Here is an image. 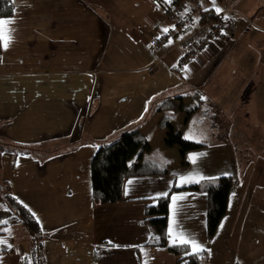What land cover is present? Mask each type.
<instances>
[{"label": "crops", "instance_id": "crops-1", "mask_svg": "<svg viewBox=\"0 0 264 264\" xmlns=\"http://www.w3.org/2000/svg\"><path fill=\"white\" fill-rule=\"evenodd\" d=\"M236 2L228 14L235 33L209 41L184 63L186 33L175 30L167 0H16L11 41L0 55V240L6 241L0 264H24L38 243L45 264H176L166 247L146 246L160 238L145 210L171 192L170 245L180 244V236L194 241L208 252L206 264H264L263 159L253 157V175L239 190L233 184L212 240L207 194L172 191L223 176L233 180L231 173L218 177L214 165L228 151L227 139L264 135V0ZM199 7L221 14L228 1L199 0ZM196 19L193 28L202 22ZM170 34L167 48L160 47ZM169 100L195 110L159 112ZM166 115L173 130L160 128ZM138 129L150 146L144 158L168 174L126 178L123 202L93 204L98 148ZM175 133L204 147L182 156L171 140ZM153 154L172 163L164 166ZM204 165L210 175L181 182ZM14 203L34 216L39 238ZM225 224L228 235L218 244ZM224 244L233 246L232 262L217 259Z\"/></svg>", "mask_w": 264, "mask_h": 264}, {"label": "trees", "instance_id": "trees-1", "mask_svg": "<svg viewBox=\"0 0 264 264\" xmlns=\"http://www.w3.org/2000/svg\"><path fill=\"white\" fill-rule=\"evenodd\" d=\"M172 8L170 6L168 10L170 11ZM14 11L12 0H0V18H11ZM216 15H213L212 18L216 19ZM1 54L2 44H0ZM174 106V103L169 100V102H164L158 111L179 108L189 115L195 110L186 106ZM160 128L173 130L169 116L166 115L162 118ZM171 140L175 146L180 148L182 156L204 147V145L186 140L181 133L173 134ZM149 151L150 146L139 129L122 134L113 143L100 146L91 163L93 204L112 205L123 202V184L126 178L167 175L168 169L166 167L160 166L150 158H144L143 155ZM135 155H138V163L130 165L129 163ZM233 184L232 177L223 176L185 188H174L172 191H200L207 194L206 231L208 239L212 240L227 213ZM171 196L172 192L159 198L156 205L146 208L148 223L160 238L158 243H147L146 246L166 247L176 258V264H206L209 260V254L206 250L193 253L188 245H170L168 243ZM13 208L32 235L39 238L40 227L34 216L17 203L13 204ZM43 256V247L38 243L32 252L31 261L27 259L25 263L45 264Z\"/></svg>", "mask_w": 264, "mask_h": 264}, {"label": "built area", "instance_id": "built-area-1", "mask_svg": "<svg viewBox=\"0 0 264 264\" xmlns=\"http://www.w3.org/2000/svg\"><path fill=\"white\" fill-rule=\"evenodd\" d=\"M227 1V10L224 13L217 14L215 19L212 18L213 15L201 12L199 0H170L171 6L173 7L170 20L175 25V30L186 33V37L180 44L186 52L182 62H188L193 54L199 53L209 45V41L217 38H229L235 33L234 23L228 18V14L234 12L237 2L236 0ZM198 16L202 19V22L199 26L193 28L196 23L195 19ZM171 38L172 35L170 34L162 39L160 41V47L167 48Z\"/></svg>", "mask_w": 264, "mask_h": 264}, {"label": "rangeland", "instance_id": "rangeland-1", "mask_svg": "<svg viewBox=\"0 0 264 264\" xmlns=\"http://www.w3.org/2000/svg\"><path fill=\"white\" fill-rule=\"evenodd\" d=\"M197 20V19H195ZM248 108V107H247ZM177 112V111H175ZM246 113V112H243ZM251 122V121H250ZM262 122L264 123V120H262ZM251 138L256 141L258 140L257 143L252 144L251 143ZM226 140V139H225ZM228 142V148H227V152L225 154H222V162L220 163H216L214 165L218 166V177H222L223 174H227L230 175V173L233 176V182H234V190L233 192H235L236 190L240 189V184L243 186V183H246L244 181H246L247 178H250L253 175V169H252V163H254V161L258 160L259 158L264 160V135H256L253 137H248V139L245 137H233L230 139H227ZM153 154V157H155L162 165H166L168 167V165H170L172 163V159H165L163 158V156H159ZM208 157L207 156H203L204 159H206ZM217 156L214 155L212 156V158H216ZM258 158L255 159L254 158ZM138 160V155H135L131 161H130V165H132L135 161ZM208 164H209V160L207 159ZM204 171H207L206 174L210 175L209 169H207L206 165H204L203 167H197L195 169H193V171L189 174L186 175V177H190L191 181H193V178H197L199 173H204ZM205 174V175H206ZM211 175H215V171L211 172ZM231 176V175H230ZM186 184V183H185ZM235 201H232L230 206H231V210H233L235 208ZM225 227H227V224H225L224 227H222L219 231V237H217L216 241L218 244L221 243V240L225 237V235H228L227 230L225 229ZM173 237H171L172 239ZM219 238V239H218ZM218 240V241H217ZM171 242V241H169ZM216 243V244H217ZM189 246V245H188ZM220 246H216L215 248L218 249ZM222 251H217L216 250V254H217V259H227L229 261H233V258L235 256V251L233 252V246H221ZM213 253V251H211ZM224 256L221 257V256ZM211 257H214L213 255H211ZM215 259V258H214ZM213 261V259H212ZM215 262V261H213Z\"/></svg>", "mask_w": 264, "mask_h": 264}, {"label": "snow or ice", "instance_id": "snow-or-ice-1", "mask_svg": "<svg viewBox=\"0 0 264 264\" xmlns=\"http://www.w3.org/2000/svg\"><path fill=\"white\" fill-rule=\"evenodd\" d=\"M16 0H12V3L15 4ZM167 2H170V0H167ZM214 3V0H213ZM217 12H220L221 10L219 8L216 9ZM14 21L10 18H0V44H2V47L4 49H7L9 46V43L11 41V29H10V25L13 23ZM165 32L168 31L167 28L164 29ZM190 159L193 160V162H195V160L197 159V157L193 156L190 157ZM181 182L182 183H187L191 181L190 177H181ZM162 195H166L162 194ZM182 199V197H181ZM176 198H173V203H175ZM169 236H172V229H169ZM177 239H179V243L182 245H189L191 244L192 250L194 253L203 251L202 247L198 244H196L194 241H190L188 239L183 238L182 236L177 237ZM176 242V239H173V243ZM0 243H6V241L0 240Z\"/></svg>", "mask_w": 264, "mask_h": 264}]
</instances>
